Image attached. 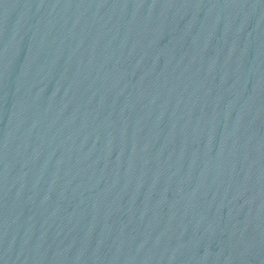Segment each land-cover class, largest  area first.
<instances>
[{"label":"water","instance_id":"water-1","mask_svg":"<svg viewBox=\"0 0 264 264\" xmlns=\"http://www.w3.org/2000/svg\"><path fill=\"white\" fill-rule=\"evenodd\" d=\"M183 264H264V0H172Z\"/></svg>","mask_w":264,"mask_h":264}]
</instances>
